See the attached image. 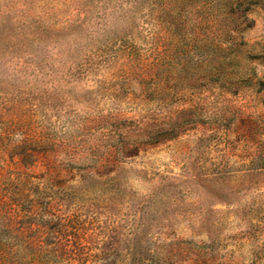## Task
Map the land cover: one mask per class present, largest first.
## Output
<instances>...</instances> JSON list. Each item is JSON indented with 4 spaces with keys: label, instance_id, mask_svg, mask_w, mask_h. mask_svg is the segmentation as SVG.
I'll return each instance as SVG.
<instances>
[{
    "label": "rangeland",
    "instance_id": "obj_1",
    "mask_svg": "<svg viewBox=\"0 0 264 264\" xmlns=\"http://www.w3.org/2000/svg\"><path fill=\"white\" fill-rule=\"evenodd\" d=\"M22 240L264 264V0H0V244Z\"/></svg>",
    "mask_w": 264,
    "mask_h": 264
},
{
    "label": "trees",
    "instance_id": "obj_2",
    "mask_svg": "<svg viewBox=\"0 0 264 264\" xmlns=\"http://www.w3.org/2000/svg\"><path fill=\"white\" fill-rule=\"evenodd\" d=\"M11 219L16 218V214ZM28 219L27 232L34 233L31 228L39 227L40 224L33 222V215L30 211L24 214ZM21 232L16 233L17 237H21ZM47 245L37 241L22 240L20 246L12 244L6 249L0 244V257H9L10 264H85L88 259L82 257L84 247L80 243L75 242H58L54 243L52 249H47ZM25 260L24 263H22Z\"/></svg>",
    "mask_w": 264,
    "mask_h": 264
}]
</instances>
